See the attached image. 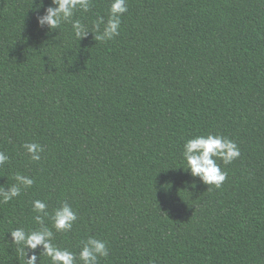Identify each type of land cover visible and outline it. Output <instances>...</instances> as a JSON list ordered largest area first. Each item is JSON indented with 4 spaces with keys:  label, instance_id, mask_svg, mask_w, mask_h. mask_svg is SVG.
Masks as SVG:
<instances>
[{
    "label": "trees",
    "instance_id": "16d2710c",
    "mask_svg": "<svg viewBox=\"0 0 264 264\" xmlns=\"http://www.w3.org/2000/svg\"><path fill=\"white\" fill-rule=\"evenodd\" d=\"M110 3L72 19L91 29ZM49 6L0 0V185L34 180L0 203V264H24L9 232L39 227L34 200L49 215L71 205L77 220L52 242L78 254L103 240L99 264H264V0H127L106 42L77 41L70 22L39 28ZM208 134L240 150L217 159L220 188L183 169V144Z\"/></svg>",
    "mask_w": 264,
    "mask_h": 264
},
{
    "label": "clouds",
    "instance_id": "9594fccd",
    "mask_svg": "<svg viewBox=\"0 0 264 264\" xmlns=\"http://www.w3.org/2000/svg\"><path fill=\"white\" fill-rule=\"evenodd\" d=\"M51 4L45 9V14L37 16L36 22L39 28L47 27L49 31L58 29L63 22H70L73 34L77 41L86 38L89 33H94L95 41L106 42L119 35L121 26V15L127 11V0H111L108 18L103 17L97 20L89 29L80 20H73L72 17L77 10L87 12L92 6V0H51ZM101 26L102 30H101ZM29 154L32 161H39L43 147L38 143H25L22 145ZM185 167L192 177L207 185L220 188L225 181L227 173L222 171L217 159L224 165L232 163L240 156L237 144L220 134L200 135L188 139L183 144L182 152ZM9 161V156L0 151V166ZM11 186L0 185V203H8L18 197L22 188H30L34 184L33 178L19 173L14 175ZM47 204L41 200L32 202V211L35 213L33 219L39 227L26 232L23 228L11 230V243L18 246V252L24 260V264H37L41 253L35 251L38 247L42 253L49 258L50 264H99L101 258L109 254L108 247L103 240L95 237H88L82 241L79 253H73L67 249L57 247L52 241L54 232H68L72 229L73 223L77 220V214L71 205L64 202L54 209L49 215ZM45 217L51 221V228L45 224ZM29 253H31L29 255Z\"/></svg>",
    "mask_w": 264,
    "mask_h": 264
}]
</instances>
